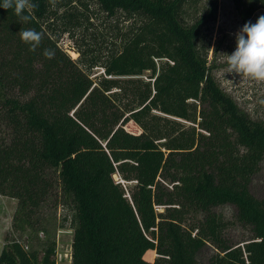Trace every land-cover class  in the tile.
Listing matches in <instances>:
<instances>
[{
    "label": "trees",
    "instance_id": "1",
    "mask_svg": "<svg viewBox=\"0 0 264 264\" xmlns=\"http://www.w3.org/2000/svg\"><path fill=\"white\" fill-rule=\"evenodd\" d=\"M94 1L126 32L106 57L80 49L76 61L57 43L89 22L86 3L31 0L28 23L0 8V195L17 202L0 264H56L51 200L70 210V264H198L207 245L208 264H264V199L249 190L264 118L213 76L203 34L216 10L191 23L192 0ZM231 1L244 24L264 10V0ZM29 28L43 35L35 52L20 39ZM225 205L252 231L242 246L223 239L213 209Z\"/></svg>",
    "mask_w": 264,
    "mask_h": 264
},
{
    "label": "rangeland",
    "instance_id": "2",
    "mask_svg": "<svg viewBox=\"0 0 264 264\" xmlns=\"http://www.w3.org/2000/svg\"><path fill=\"white\" fill-rule=\"evenodd\" d=\"M81 1L87 5L89 12L86 13L90 17L89 22H84L83 26L74 30L71 35H61L58 39V47L72 61L78 59V50L80 49L85 51L86 59L106 57L109 52L118 49L119 39L126 32L125 27L128 23L124 21L121 14H118L117 18L114 19L101 14L94 0ZM75 4L80 5L79 3ZM212 9L216 10V17L213 21L207 20L203 37L205 42L210 41L208 61L212 62V66H214L213 76L221 89L252 120H262L264 118V82L241 77L236 73H226L227 54L230 55L235 51V34L244 25L233 2L231 0H192L186 9V19L192 23L194 19L207 15ZM261 15H264V10L255 12L251 22L255 23ZM54 31L55 35H58L61 28L59 27ZM102 73L101 67H95L91 70L90 78L94 80L96 76ZM149 77L150 73L144 72L142 76L136 78L148 81ZM126 129L132 133L138 132L137 127L132 123L126 125ZM113 178L115 182H121L118 175H114ZM249 190L256 199H264V161L259 165ZM16 203V200L0 195V248L5 243V238L10 235ZM156 210L160 211L161 209L157 208ZM213 212L222 219L224 224L222 236L229 244L242 246L253 238L251 229L236 221L235 210L231 206H220L214 208ZM44 214L55 216L56 264H70L73 236V230L70 226V210L60 204L54 208V202L51 200L44 208ZM213 254V247L207 245L197 254L198 264H208Z\"/></svg>",
    "mask_w": 264,
    "mask_h": 264
},
{
    "label": "clouds",
    "instance_id": "3",
    "mask_svg": "<svg viewBox=\"0 0 264 264\" xmlns=\"http://www.w3.org/2000/svg\"><path fill=\"white\" fill-rule=\"evenodd\" d=\"M36 7L31 0H3L0 4V8L13 10L22 23L30 22L31 10ZM235 38V51L227 54L226 73H236L241 77L264 82V15L259 16L255 23L246 22L235 34ZM20 39L28 46L29 51L35 52L41 45L43 35L32 28L23 29L20 31ZM43 55L47 59H53L55 52L44 49Z\"/></svg>",
    "mask_w": 264,
    "mask_h": 264
},
{
    "label": "crops",
    "instance_id": "4",
    "mask_svg": "<svg viewBox=\"0 0 264 264\" xmlns=\"http://www.w3.org/2000/svg\"><path fill=\"white\" fill-rule=\"evenodd\" d=\"M5 244V243H4ZM4 244L1 246V248H0V253H1V250H2V248H3V246H4Z\"/></svg>",
    "mask_w": 264,
    "mask_h": 264
}]
</instances>
